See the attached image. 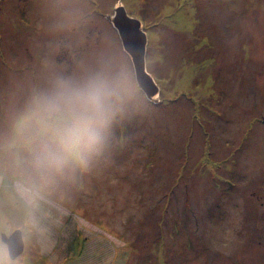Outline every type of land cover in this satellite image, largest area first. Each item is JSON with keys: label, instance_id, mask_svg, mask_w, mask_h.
Listing matches in <instances>:
<instances>
[{"label": "rangeland", "instance_id": "obj_1", "mask_svg": "<svg viewBox=\"0 0 264 264\" xmlns=\"http://www.w3.org/2000/svg\"><path fill=\"white\" fill-rule=\"evenodd\" d=\"M142 23L159 93L58 178L28 226L0 220L15 264H264V0H0V143L54 72L127 62L116 9ZM70 24V26H65ZM136 76V75H135ZM28 153L0 147V206ZM22 232L11 259L2 235Z\"/></svg>", "mask_w": 264, "mask_h": 264}, {"label": "clouds", "instance_id": "obj_2", "mask_svg": "<svg viewBox=\"0 0 264 264\" xmlns=\"http://www.w3.org/2000/svg\"><path fill=\"white\" fill-rule=\"evenodd\" d=\"M146 102L130 65L114 57L82 73H51L43 86L33 87L10 113L0 143L14 158L20 149L28 153L26 166L7 187L12 205L0 206V220L7 222L11 211L35 226L57 179L86 170L112 127ZM0 264L15 261L5 257Z\"/></svg>", "mask_w": 264, "mask_h": 264}, {"label": "water", "instance_id": "obj_3", "mask_svg": "<svg viewBox=\"0 0 264 264\" xmlns=\"http://www.w3.org/2000/svg\"><path fill=\"white\" fill-rule=\"evenodd\" d=\"M113 23L119 32L125 51L132 58L139 87L148 96L157 95L159 87L152 76L146 71L145 54L147 36L142 29L141 21L129 17L124 7H118L116 15L113 18ZM2 241L7 245L11 259L18 258L24 252V241L21 231L18 230L10 236L3 234Z\"/></svg>", "mask_w": 264, "mask_h": 264}]
</instances>
